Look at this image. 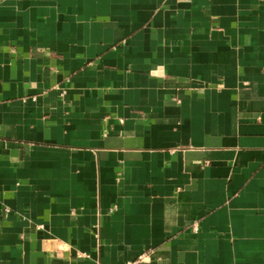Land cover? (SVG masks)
<instances>
[{"label": "crops", "instance_id": "1", "mask_svg": "<svg viewBox=\"0 0 264 264\" xmlns=\"http://www.w3.org/2000/svg\"><path fill=\"white\" fill-rule=\"evenodd\" d=\"M141 253L264 264V0H0V264Z\"/></svg>", "mask_w": 264, "mask_h": 264}, {"label": "built area", "instance_id": "2", "mask_svg": "<svg viewBox=\"0 0 264 264\" xmlns=\"http://www.w3.org/2000/svg\"><path fill=\"white\" fill-rule=\"evenodd\" d=\"M195 227V225H194ZM86 254V253H84ZM147 254L146 253H141L139 254L136 258L128 260L127 264H141L143 261L147 259Z\"/></svg>", "mask_w": 264, "mask_h": 264}]
</instances>
